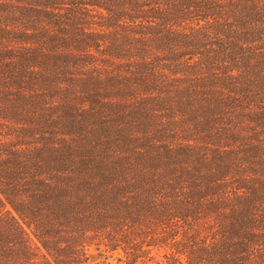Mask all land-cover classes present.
<instances>
[{
	"label": "trees",
	"instance_id": "16d2710c",
	"mask_svg": "<svg viewBox=\"0 0 264 264\" xmlns=\"http://www.w3.org/2000/svg\"><path fill=\"white\" fill-rule=\"evenodd\" d=\"M114 253L264 264V0H0V264Z\"/></svg>",
	"mask_w": 264,
	"mask_h": 264
},
{
	"label": "rangeland",
	"instance_id": "374dc122",
	"mask_svg": "<svg viewBox=\"0 0 264 264\" xmlns=\"http://www.w3.org/2000/svg\"><path fill=\"white\" fill-rule=\"evenodd\" d=\"M92 14L94 16V22H98L99 21L98 20V18H99L98 12L95 11ZM91 253L94 254V255L97 254V252H95L94 250H91ZM120 254L121 253H114L113 255H109L110 258L106 261V263L107 264H124L122 262V260H120L121 259L120 258ZM100 255H103V254L100 253ZM99 261H103V256H101V260H99Z\"/></svg>",
	"mask_w": 264,
	"mask_h": 264
}]
</instances>
